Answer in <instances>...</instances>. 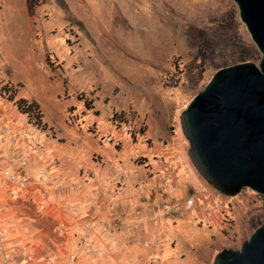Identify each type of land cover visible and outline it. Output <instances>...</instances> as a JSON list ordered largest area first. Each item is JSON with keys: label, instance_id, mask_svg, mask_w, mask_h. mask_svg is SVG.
<instances>
[{"label": "rangeland", "instance_id": "374dc122", "mask_svg": "<svg viewBox=\"0 0 264 264\" xmlns=\"http://www.w3.org/2000/svg\"><path fill=\"white\" fill-rule=\"evenodd\" d=\"M260 58L233 0H0V123L16 132L28 130L39 143L48 136L69 152L79 142L64 130L77 127L95 143H112L110 126L118 129L114 121H129L140 124L133 141L153 131L159 144H166L176 133L189 160L181 111L217 70L245 62L257 65ZM20 99L36 104L31 114L40 115V125L29 123L18 107ZM29 146V151L21 142L11 146L0 137V162L36 179L20 197L0 181V226L8 239L29 246L34 255L30 264H68L72 252L78 262V249L91 254L79 245L90 208L85 192L77 190L88 182L90 170L80 165L72 198L60 202L75 225L70 230L53 208L59 201L53 187L44 177L37 181L43 176L40 168L54 166L53 157ZM122 146L121 141L115 147ZM102 159L96 152L89 156L99 164ZM188 162L190 173L182 170L179 158L149 165L141 155L131 159L122 175L123 197H108L107 212L102 214L106 209L97 204L99 215H93L96 237H106L109 244L92 252L94 264L139 257V247L148 252L146 264H161L165 226L174 227L179 219H187L193 229L190 245L177 255L186 264H210L218 250L238 249L248 239L264 220V196L248 188L223 196ZM119 180L114 181L117 188ZM71 206L79 210L70 211ZM164 207L173 211L164 215ZM158 233L164 236L160 243Z\"/></svg>", "mask_w": 264, "mask_h": 264}, {"label": "water", "instance_id": "95a60500", "mask_svg": "<svg viewBox=\"0 0 264 264\" xmlns=\"http://www.w3.org/2000/svg\"><path fill=\"white\" fill-rule=\"evenodd\" d=\"M261 53L259 63L217 70L179 114L187 156L219 194L248 188L264 196V0H233ZM210 264H264V220L238 249L218 250Z\"/></svg>", "mask_w": 264, "mask_h": 264}, {"label": "crops", "instance_id": "0c3cea01", "mask_svg": "<svg viewBox=\"0 0 264 264\" xmlns=\"http://www.w3.org/2000/svg\"><path fill=\"white\" fill-rule=\"evenodd\" d=\"M88 119L90 118L88 117ZM12 121L15 120L12 119ZM108 130V135L116 138L119 137L120 139H122L121 141L123 142V146L120 149L116 148L112 143L108 142H103V144L95 143L93 138L85 135V133L81 132L77 127H70L63 132V134L74 138L72 140H76L77 143L79 142L78 145L70 148L69 152H62V147L54 142V139H50L48 136H40L41 140L39 141L42 146V155H47L48 157L51 155L54 160V166L52 168V164H47L45 167L40 168V170L43 172V177L45 178V180L48 181V186L53 187L52 191L54 192L57 199H59L58 203L56 204V206H53V208L54 210H56L59 218L61 217L62 219V217H64V219H66V223H68V225L70 226V230L72 229V226L74 227L75 225H73L72 221L69 222V216L65 211H63V206L60 202H63L61 200L66 201L72 198V183L76 179V175L78 174V168L80 167V165L86 164L85 167L89 169L93 174L97 175L99 178L97 184H94L88 180V182L83 181L85 185L83 184V186L81 185V187H77V190L85 192V198L87 203L89 204L90 210L88 211L89 213L87 219H93V215H99V213L97 212V204H100L101 207L106 209L102 212V214L107 212V208L110 205V202L107 201L108 197H123V194H125L127 188L124 185L126 175L123 177L122 175H124L123 172H126L125 169H127L128 167L131 168L129 163L131 162V159L137 155H141L146 158L147 164L154 163L156 161L155 157H162L167 164H172L173 162L175 163V158L176 160H178L179 158V164L182 167V170L190 173L188 162L189 160L187 158H184L183 154L181 153L184 146L181 143L180 138L176 137V133L174 134L175 136H173L171 142H168L166 144L162 142L161 144H159L157 134H155L153 131L151 133L146 131L140 138H137V140L133 141L127 136L118 133L112 126H110ZM149 139L152 140V143H149ZM21 144H23L24 148L26 147L29 151L30 146L28 142L24 141L21 142ZM52 148L53 150L47 153L48 150ZM94 152L99 153V155L103 157V159L101 160V164L96 163L93 160L89 161V156H91ZM121 159L126 164H123V161ZM126 166L127 168H125ZM28 170L30 173H32L31 169ZM120 178L122 180L120 184L121 186L117 188V185L114 184V181H120ZM33 181L36 182V179H33ZM96 185H98L97 188L95 187ZM45 187L46 186L44 185L43 188L46 192ZM84 188H86V190H83ZM199 199L201 198L199 197ZM102 200H105V203H102ZM73 207L74 206H71L69 210H79ZM207 216L210 217V215L208 214ZM189 226L190 225L187 219H179L174 227H171V225L165 226L166 232H162L165 236V242L163 243L162 249L158 255L161 264H186V262L181 261L180 257H177V255L181 252V250L184 249V245H190L191 243L192 239L189 230L193 229L189 228ZM93 240L95 241V245L97 248L94 252L95 254L100 253V250L106 248L109 245L106 237L99 241L98 236L96 237V235L94 234ZM167 241H171V243H174V241H176L177 244L173 246L171 244L170 246L168 245ZM120 243H122L121 245L126 246V242L121 241ZM139 249H141L139 251V257H130L126 260L121 259V263L119 264H130V262H139L141 264H146L148 262V252L144 247H139ZM77 253L79 255V261L76 264H94V261L89 259L94 256V253L84 256V254L80 252V249L77 250Z\"/></svg>", "mask_w": 264, "mask_h": 264}, {"label": "built area", "instance_id": "2783aa9c", "mask_svg": "<svg viewBox=\"0 0 264 264\" xmlns=\"http://www.w3.org/2000/svg\"><path fill=\"white\" fill-rule=\"evenodd\" d=\"M115 127V130H117L118 133L123 134L127 136L128 138H136L139 136L140 131V124L139 126H133L131 122L127 123H120L118 121H114L113 123ZM113 125V126H114ZM36 128V127H34ZM11 125H7L4 123H0V137L5 140V142L8 145H15L18 142H28L34 149H40L42 146H40V143L38 140L32 135V133H29L28 130L20 129L17 132L14 130ZM108 141H112V143L117 146L121 143V140L119 137H110ZM156 159L160 162H163L162 157H156ZM164 163H166L164 161ZM89 179L94 184L98 183V176L91 173V171H87L86 173V180ZM43 176H40L38 181H43ZM0 181L5 182L7 186L12 191V194L16 197H20L23 195H26L27 192L31 189L32 185L35 183L32 179L25 177V175L20 174L18 172H15L12 169L7 168L5 165H3L0 162ZM215 205V203H212V207ZM211 206V205H210ZM209 204L205 205L206 209H209ZM173 211L170 207H164V215H167ZM170 220H173V218H169ZM60 230L64 229V225L59 226ZM83 229L85 230V234L82 236V238L79 240L80 247L85 250L86 252H95L96 251V245L95 241L93 240L94 234L99 229L98 225L95 224V222L92 219L87 220L83 224ZM104 234V233H103ZM155 240L159 241V243L164 239V236L161 233H158L155 236ZM144 245H146V242H143ZM0 256L2 257L3 264H15L18 261H22L25 264H30L34 260V255L30 251L29 246L24 247L22 246V242L20 240H11L8 239L6 236L5 230L0 226ZM17 260V261H16ZM77 262V254L76 252H72L68 257V264H76Z\"/></svg>", "mask_w": 264, "mask_h": 264}, {"label": "trees", "instance_id": "16d2710c", "mask_svg": "<svg viewBox=\"0 0 264 264\" xmlns=\"http://www.w3.org/2000/svg\"><path fill=\"white\" fill-rule=\"evenodd\" d=\"M18 107L21 112L25 113V115L28 117L29 123H35V125H40V115L39 114H31L33 109L36 108V104L34 102H31L27 104V101L24 99H20L18 102Z\"/></svg>", "mask_w": 264, "mask_h": 264}]
</instances>
